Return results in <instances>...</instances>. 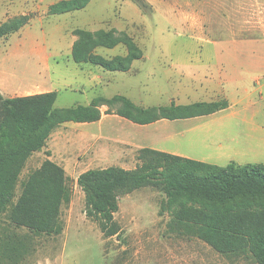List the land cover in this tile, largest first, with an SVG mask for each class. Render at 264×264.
Returning <instances> with one entry per match:
<instances>
[{
  "label": "rangeland",
  "instance_id": "obj_1",
  "mask_svg": "<svg viewBox=\"0 0 264 264\" xmlns=\"http://www.w3.org/2000/svg\"><path fill=\"white\" fill-rule=\"evenodd\" d=\"M63 0H0V28L27 18L0 38L26 59L17 71L32 72L29 93L56 92V110L93 107L94 123L63 122L34 153L16 186L14 202L30 172L51 160L65 172L71 199L61 207L60 235L35 234L0 220V264H256L246 252L222 255L175 226L165 195L147 187L121 196L114 221L119 234L104 238L86 216L78 177L91 169L140 165L149 148L226 167L264 166V0H93L80 11L53 15ZM102 30L121 41L94 54L113 61L140 55L126 72L76 63L77 31ZM14 42V43H13ZM135 49V51H133ZM25 67L27 69H25ZM125 97L141 109L227 102L225 110L184 120L139 125L117 113Z\"/></svg>",
  "mask_w": 264,
  "mask_h": 264
},
{
  "label": "trees",
  "instance_id": "obj_2",
  "mask_svg": "<svg viewBox=\"0 0 264 264\" xmlns=\"http://www.w3.org/2000/svg\"><path fill=\"white\" fill-rule=\"evenodd\" d=\"M93 0H63L49 8L53 15L85 9ZM141 3L142 0H135ZM27 18L0 28V38L18 31ZM72 49L76 63H91L107 71L126 72L140 58L136 53L118 56L113 61L95 55L98 47L113 49L121 41L99 30L77 31ZM135 51V49H133ZM56 92L25 97L0 96V220L9 212V221L35 234L60 235L63 231L61 207L71 199L65 172L51 160L30 172L14 202L16 186L29 158L41 151L57 125L63 122L94 123L100 114L93 107L77 106L56 110ZM109 103L121 102L118 115L139 125L158 120H184L204 117L225 110L227 102L195 103L141 109L125 97L116 96ZM140 165L132 170L121 167L91 169L77 179L85 195L86 216L98 222L104 238L119 234L114 216L118 200L142 188L162 192L176 227L197 234L222 255L248 253L256 264H264V166L237 168L192 160L149 148L140 150Z\"/></svg>",
  "mask_w": 264,
  "mask_h": 264
},
{
  "label": "crops",
  "instance_id": "obj_3",
  "mask_svg": "<svg viewBox=\"0 0 264 264\" xmlns=\"http://www.w3.org/2000/svg\"><path fill=\"white\" fill-rule=\"evenodd\" d=\"M13 59L23 61L26 59L23 50L18 49V46H11L0 53V96L15 98L35 95L36 93H29L34 90L36 82L32 79V72L26 71L28 75H24V71H17L15 65L11 64ZM25 69L27 68L25 67ZM172 154L184 157L180 153Z\"/></svg>",
  "mask_w": 264,
  "mask_h": 264
}]
</instances>
